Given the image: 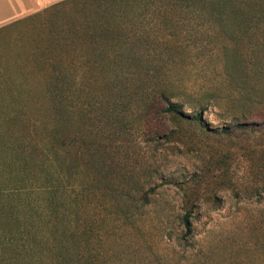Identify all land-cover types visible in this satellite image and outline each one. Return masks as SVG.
<instances>
[{
	"label": "rangeland",
	"instance_id": "obj_1",
	"mask_svg": "<svg viewBox=\"0 0 264 264\" xmlns=\"http://www.w3.org/2000/svg\"><path fill=\"white\" fill-rule=\"evenodd\" d=\"M70 28L88 37L62 57L100 71L56 116L33 58ZM23 77L24 123L0 102L6 264H264V0L45 8L0 30V91Z\"/></svg>",
	"mask_w": 264,
	"mask_h": 264
},
{
	"label": "trees",
	"instance_id": "obj_2",
	"mask_svg": "<svg viewBox=\"0 0 264 264\" xmlns=\"http://www.w3.org/2000/svg\"><path fill=\"white\" fill-rule=\"evenodd\" d=\"M69 1L71 2L72 0H62L49 6L48 8H46V10L50 9L54 13H56L58 12V9L63 7L64 4ZM87 37L88 35H84L78 31H75V29L73 30V28L68 29L66 32H62L61 30H54L50 33L49 37V42L52 46V53L49 54L48 50L41 48V52L38 55L40 56V58H33V62L35 65L34 67L37 68V71L39 72L36 73L39 75V77H35V80L38 81L34 83H36L41 88V90L48 94V104L49 106L54 107L55 111L57 112L56 116L68 117L66 114H68V110L71 105V99L68 98V96H70V94H72L75 89H78L83 81L82 77H77L80 70L84 71L85 65L91 64L89 66V70H92L93 72L100 71L97 61H76L62 57V54L65 51H69L66 46H70L73 52L79 46H73L72 42H75V40L77 41V39H80L81 41H83L84 44V41ZM57 47L59 49L54 53L53 50ZM43 48L46 47L44 46ZM2 79L3 78H1L0 80ZM32 80L34 79L30 80L29 77H23L22 82H18V91L9 89L5 92H3L2 90L0 91V102L2 101L6 103V106L2 108L7 109L2 113L4 118H6L7 120L9 119L11 121L18 120L24 123V118H22L24 113L21 115V112H24L26 108L29 107L28 105L31 106L32 104V102H27L26 96L30 97L33 93L39 92V90L32 89L31 86L26 84L29 83L31 85ZM24 86L25 88H23ZM157 94L158 95L154 99H152V104H150V106L155 105V102L153 100L159 99L161 103H166V107L164 108L163 112L168 113L176 112L179 110L180 104L166 98V94L162 90L159 91ZM156 116H159V114ZM156 116L153 117L156 118ZM26 146L23 145L24 148L22 149L27 152V161L34 162L37 160L38 156L42 155L38 147L35 148V146L28 144L27 147L29 149L26 150ZM189 215L190 211L186 212L183 217V224L187 232H189L191 228ZM1 249L2 248H0V251H2ZM0 264H6L5 259L3 257V252H0Z\"/></svg>",
	"mask_w": 264,
	"mask_h": 264
},
{
	"label": "crops",
	"instance_id": "obj_3",
	"mask_svg": "<svg viewBox=\"0 0 264 264\" xmlns=\"http://www.w3.org/2000/svg\"><path fill=\"white\" fill-rule=\"evenodd\" d=\"M62 0H0V30Z\"/></svg>",
	"mask_w": 264,
	"mask_h": 264
}]
</instances>
